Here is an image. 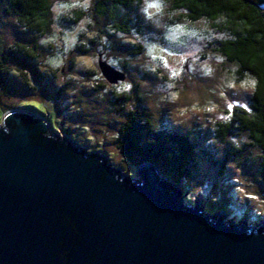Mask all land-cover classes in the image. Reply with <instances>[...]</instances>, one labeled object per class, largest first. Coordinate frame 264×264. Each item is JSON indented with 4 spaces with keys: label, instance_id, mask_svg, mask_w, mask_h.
Here are the masks:
<instances>
[{
    "label": "rangeland",
    "instance_id": "1",
    "mask_svg": "<svg viewBox=\"0 0 264 264\" xmlns=\"http://www.w3.org/2000/svg\"><path fill=\"white\" fill-rule=\"evenodd\" d=\"M93 3L51 0L47 26L35 33L22 28L0 0V54L15 43L35 46L38 52L30 66L17 53H7L11 72L0 86V124L5 112L24 108L44 119L51 133L71 138L89 152L106 153L113 166L137 175L121 158L116 136L124 114L142 104L156 128L188 133L197 146V178L182 189L190 203L235 222L264 219L259 149L249 145L247 132L235 131L224 142L216 133V124L228 122L236 109L250 110L254 88L250 76L236 80V64L216 50L218 41L230 36L223 21H188L183 10L164 0L119 8L112 21L97 18ZM114 22L124 30H114ZM100 62L125 76L110 83ZM231 152L226 176L219 177L206 154L220 160Z\"/></svg>",
    "mask_w": 264,
    "mask_h": 264
},
{
    "label": "water",
    "instance_id": "2",
    "mask_svg": "<svg viewBox=\"0 0 264 264\" xmlns=\"http://www.w3.org/2000/svg\"><path fill=\"white\" fill-rule=\"evenodd\" d=\"M99 68L110 83L124 77ZM182 192L152 164L129 174L11 109L0 124V264H264V219L235 222Z\"/></svg>",
    "mask_w": 264,
    "mask_h": 264
},
{
    "label": "trees",
    "instance_id": "3",
    "mask_svg": "<svg viewBox=\"0 0 264 264\" xmlns=\"http://www.w3.org/2000/svg\"><path fill=\"white\" fill-rule=\"evenodd\" d=\"M8 10L17 23L28 32H41L48 23L51 0H5ZM142 0H94L93 10L97 18L113 21L115 11L138 5ZM172 8L186 13L188 21L201 19L223 21L222 29L230 34L218 41L217 52L237 66L236 80L246 76L254 80L250 97V110L236 109L228 122H218L216 133L220 142L235 131L247 132L251 142L260 151L259 178L264 185V0H164ZM114 30L124 26L112 23ZM126 29V27H125ZM17 53L30 66L37 58L35 46L15 43L0 54V86L6 85L10 70L5 65L7 53ZM135 54V53H133ZM36 77L43 81L39 70L33 68ZM27 84L26 74L18 71ZM31 88V86H30ZM121 98V97H120ZM37 110V108H35ZM117 149L121 158L137 168L143 163L152 164L164 177L180 189L197 178L198 150L188 133L170 128H156L150 113L142 104L124 114L118 127ZM237 153L241 150L236 149ZM233 153L220 160L206 154L207 161L217 169L219 177L226 176V163ZM187 200H191L187 198Z\"/></svg>",
    "mask_w": 264,
    "mask_h": 264
},
{
    "label": "bare ground",
    "instance_id": "4",
    "mask_svg": "<svg viewBox=\"0 0 264 264\" xmlns=\"http://www.w3.org/2000/svg\"><path fill=\"white\" fill-rule=\"evenodd\" d=\"M125 76V75H124Z\"/></svg>",
    "mask_w": 264,
    "mask_h": 264
}]
</instances>
